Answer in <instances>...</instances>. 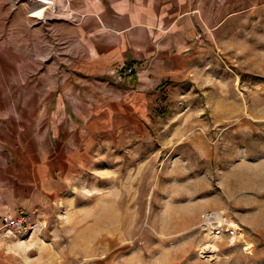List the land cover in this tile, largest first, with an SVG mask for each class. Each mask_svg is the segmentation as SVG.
I'll return each mask as SVG.
<instances>
[{
    "label": "rangeland",
    "instance_id": "374dc122",
    "mask_svg": "<svg viewBox=\"0 0 264 264\" xmlns=\"http://www.w3.org/2000/svg\"><path fill=\"white\" fill-rule=\"evenodd\" d=\"M52 1L72 21L48 0H0V134L30 144L43 118L52 125L51 192L29 184L21 190L27 206L3 214L23 210L32 228L15 233L0 223V264H264V0H189L202 55L114 144L104 123L117 116L99 104L109 93H80L83 108L68 91L63 111L59 63H50V78L32 75L33 40H48L54 53L94 19L71 0ZM46 82L49 91L38 92ZM66 119L93 121L91 133H76L82 126ZM58 123L67 146L53 142ZM66 148L70 155L58 158ZM34 152L43 155L39 143ZM205 211L238 223L236 240L199 230Z\"/></svg>",
    "mask_w": 264,
    "mask_h": 264
},
{
    "label": "crops",
    "instance_id": "0c3cea01",
    "mask_svg": "<svg viewBox=\"0 0 264 264\" xmlns=\"http://www.w3.org/2000/svg\"><path fill=\"white\" fill-rule=\"evenodd\" d=\"M71 4L78 11L90 12L94 19L81 28H74L76 37L64 38L61 50L54 53H51L48 40H33L32 58L37 64L32 75L50 78V63H59L55 68L62 73L64 81L57 93L63 111L70 107L68 100L61 97L68 91L78 94L77 107L83 108H87V98L79 96L80 93H109L112 97L99 104L117 116L113 120L107 117L108 121L104 123L105 132L111 135L114 144L116 136L123 139L128 135L125 126L137 119V111L152 109L156 98L174 93V88L183 84L191 72L194 53L202 55L204 48L195 46L198 33L191 18L190 1L71 0ZM207 27L211 28V25L207 24ZM162 28H167V32L164 33ZM71 41L74 45L68 49ZM199 62L202 63V60ZM127 68H133L137 74L120 79L110 74L111 69L122 73ZM74 78L82 81L74 84L77 82ZM49 88L46 82L38 87V92H48ZM160 101L161 98L157 102ZM81 121L82 125H79L66 119L68 124L82 126L76 133H91L89 128L93 121L85 125V120ZM40 122L43 134L30 137V144L23 138L18 139V135L7 139L0 134V191L14 190L13 194L0 193V217L7 213L15 214L20 211L19 208L27 206V194H22L21 190L26 191L31 186L29 184L51 192V124L47 117ZM53 126H58L54 130L56 137L53 142L57 145L64 140L62 143L67 146V131L61 133L60 123ZM94 132V135L98 134V130L94 129ZM75 141L81 142L82 138H75ZM16 143L19 145L15 146ZM37 143L44 151L41 156L34 152ZM12 151L20 152L22 156L12 159ZM70 153L66 148L60 150L57 156L66 159ZM15 164L20 168L17 173H14L15 168H11Z\"/></svg>",
    "mask_w": 264,
    "mask_h": 264
},
{
    "label": "built area",
    "instance_id": "2783aa9c",
    "mask_svg": "<svg viewBox=\"0 0 264 264\" xmlns=\"http://www.w3.org/2000/svg\"><path fill=\"white\" fill-rule=\"evenodd\" d=\"M40 2V1H38ZM42 3H46L43 1ZM48 5L45 7L56 9V11L63 16L64 19L68 21L70 19V14L68 7L65 5H57L52 1L48 0ZM42 7V6H41ZM44 9V8H43ZM164 33L167 32V28H162ZM201 41V37L197 38ZM113 74L116 73L117 77H130L135 73L133 68H127L122 73L113 70ZM1 227L12 230L15 233H28L32 228V223L29 215L26 212H19L17 215H3L0 219ZM207 237L213 238L215 240H220L223 236L230 239L231 241L236 240L241 231L238 223L223 215L219 211H205L201 214L200 223L198 226Z\"/></svg>",
    "mask_w": 264,
    "mask_h": 264
}]
</instances>
